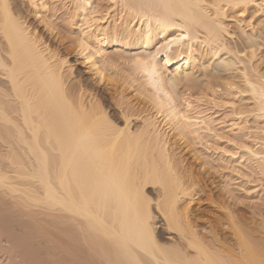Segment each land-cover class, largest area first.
<instances>
[{
	"label": "bare ground",
	"instance_id": "1",
	"mask_svg": "<svg viewBox=\"0 0 264 264\" xmlns=\"http://www.w3.org/2000/svg\"><path fill=\"white\" fill-rule=\"evenodd\" d=\"M260 1L110 0V6L102 8L94 0H69L66 19L79 25L76 51L82 63L99 81L110 71L145 98L139 109L116 102V120L106 106L113 92L102 96L98 89L85 94L82 79L80 85L68 84L63 72L66 60L40 46L30 30L31 12L37 18L52 16L46 0H0V157L6 156L10 166L32 167L41 182V198L57 211L46 216L55 219L54 230L51 221H40L52 227L48 231L45 224H41L45 230L39 225L40 216L34 223L29 219H35L34 214L25 219L0 210V229L7 233L0 242L13 248L20 244L16 240L22 241L20 252L16 247L17 253H11L4 243L10 253L2 254L10 260L21 256L20 264H264V252L250 246L254 237L241 226L244 212L235 213L241 206L234 205L233 214L225 209L224 219L204 223L189 206L180 207L184 198L200 197L201 189L188 190L192 177L184 174L171 153L173 144L156 124L159 118L177 136L192 139L197 125L208 123L189 115L195 91L206 96L233 93L239 98L232 106L237 118L264 119V60L255 63L257 53L264 51V23L256 28L243 18L251 5L264 16V0ZM110 17H115L112 24L101 28ZM139 79L142 87L135 84ZM145 105L154 115L144 113ZM136 120L141 123L136 125ZM243 148L264 163V151ZM55 153L58 159L50 160L48 155ZM21 154L34 159H11ZM135 155L143 159L141 176L136 179L132 174L129 180L125 175L131 171H125L126 178L119 176L124 170L119 173L118 165L123 159L124 166L132 163ZM51 167L58 174L52 176ZM1 168L3 184L8 176ZM155 183L159 185L153 207L157 221L144 190ZM1 195L0 208H4ZM224 220L231 227L233 244L224 234ZM31 229L36 232L33 236L40 237L37 243L32 241L36 244L28 238ZM164 233L170 242L162 241Z\"/></svg>",
	"mask_w": 264,
	"mask_h": 264
},
{
	"label": "rangeland",
	"instance_id": "2",
	"mask_svg": "<svg viewBox=\"0 0 264 264\" xmlns=\"http://www.w3.org/2000/svg\"><path fill=\"white\" fill-rule=\"evenodd\" d=\"M94 1H95L94 4H97V5L99 4L102 6V8H106V6L107 7L110 6L109 5L110 0L109 1L108 0H94ZM255 1L259 2L260 0H255ZM46 2H47V5H49L50 12L52 11L51 13H53L52 16H50V17L48 16L47 18H44L42 14H46V13H43L40 11V15H42V17H41L42 19H41L40 17L39 18L35 17V14L33 12H31L30 15H28L27 20L29 21L28 23H30V30L35 34L34 36H37V38L40 39L39 40V43L41 44L40 46H42V47L43 46L45 47V45L48 46L49 49L55 51L58 58L66 60V63L63 64V72L66 73L65 75H67V83L68 84H74V85H80L82 82H79V81H81L80 79H82L83 82L85 81L84 83H86V84H84V83L81 84V87H83L85 94H88L90 92L92 93L94 91L96 92L98 89H99L98 90L99 93H101V94L103 93L102 96L105 95V92L108 93L109 95H111V93L113 92L112 93L113 99H110L111 103L106 102V106H108L107 111H109V114H111L112 117L116 120L119 119V113L118 114L116 113V111H117L116 108H118L116 102H118V101L122 100V103L126 102L127 105H124V103H123L122 106H129L130 105V106L134 107L133 109H139L140 106L143 107L144 104L142 102H139V101H142V98L144 96L143 97L140 95L138 96V94H136V91H133L132 87L127 86L124 83H121L120 81H117L118 79L116 80V78H115L116 76L114 75L115 76L114 77L112 75V73H110V71H105V77H104L105 83H104V82H102V80L104 81V79L99 81L96 74H94L93 71L88 70L86 65H84L82 63V58L79 54H77V51H76L77 50L76 49L77 48V41H76L77 35L76 34H77V30H78L79 25H76L75 22H73V21L68 22V19H66L67 18L66 13H68L70 11L69 10V8H70L69 0H48V1L46 0ZM53 9H54V11H53ZM258 9H260V8H258V6H255V5L252 6L251 5V10H249L243 16V18L245 19L246 22L249 21V24L251 26L256 27V28L259 25L264 23V16L262 15L261 10H258ZM50 12H47V14L50 15L51 14ZM249 12H252V15H249L248 14ZM115 17H113V18L115 19ZM113 18L112 19H111V17L108 18L105 23L101 24V28L105 27L108 23L112 24L111 21L113 20ZM45 23H46V25H45ZM226 23H228L229 27L233 26V23L231 24V21H226ZM103 30H105V29H103ZM0 40L3 41L2 38H0ZM263 50H264V47H263ZM262 52L264 53V51H262ZM262 52L260 53V51H259L257 53L258 55L255 58V60H256V62L254 61L255 63H258L259 61L264 60V54ZM125 61L127 63L126 59H125ZM109 77L110 78L112 77L113 80L110 81V79H108ZM220 80L222 81L223 79H220ZM86 81H88V83ZM140 83L143 86L141 79L137 80V82L135 81V84H138L140 87H142L140 85ZM85 86H87V87H85ZM142 90H144V87L142 88ZM237 98H238V96H236V95L234 96L233 93H230V94L222 93L221 94V93L217 92V93L213 94V96L212 95L206 96L203 93L200 94L199 92L195 91V94L193 93V96L190 98V100L192 102V106L194 107V109H192L189 112V115L194 120L195 119L196 120L197 119H200V120L206 119L205 121H207L208 123L211 121L210 123H212V124L210 127L208 126V129H207L208 123L206 122L207 124L205 126V124H202L200 122L201 124L197 125L199 127V129H197V133L195 132V133H193V135L191 133H187L188 136H190L189 134L192 135L191 136L192 139L190 137L188 139V137L177 136L176 132L174 130H172L170 127H168L165 123H163V121L160 120L159 118L156 119L157 120L156 124L159 127L160 131L164 134V136H167V139L169 140L170 144H173L171 153L174 154V156L176 158V162L180 165V168L183 167L181 169L183 172L185 171L184 174L189 176L188 178L192 177L191 181L189 179L188 180L196 185L195 186L194 184L189 183V181H188V190L189 191L191 190V192H192V189H190V188H195V189L200 188L201 189L202 194L200 195V197H198L194 200L189 199L190 197L184 198L180 202V207L189 206L190 210L194 211L193 213L195 214V216L197 218L199 217L201 219V220L199 219L200 222H203V223L206 222L207 220H213L216 218L224 219V214H225L226 210L227 211L229 210L232 213L233 208H234V212H235L236 209H237V211H239V209L242 207L239 212L236 211L235 213H239V214L243 215V212H244V214H245V215H243L244 218H243V220H240V222L242 223L241 226L244 228L246 227V229H248L247 230L248 232L250 231L249 233L251 234L250 235L251 239L253 237L256 238V239H254V238L252 239L253 244H250V246L252 245L251 247H253L254 249H256V250L258 249L259 251L261 250L262 252H264L263 251L264 250V245H263V243H264V233H263L264 232V205H263L264 204V174H263L264 173V167H263L264 163H262V160H260L261 158L260 159L258 157L252 158L247 153V151L244 150V148H243V146L247 145L249 148H251V149L253 148L252 149L253 151H256V152L259 151L257 153H261L260 151H264V140H263L264 139L263 138L264 133L261 130L262 126H263L262 129L264 130V119H258V118L254 119L252 117H245V116H242L241 118H237L235 115V112L237 111V109L236 110L233 109L237 105L234 103L235 102L238 103V101H239V98L238 99ZM143 99H145V98H143ZM147 106H148V104H147ZM232 106H234V107L232 108ZM146 107H144V109ZM148 107L144 113L147 114V112H148V114L154 115V112ZM141 115H143V114H141ZM134 119H141V118H134ZM200 120H197V121H200ZM132 122H134V121H132ZM134 123H136V125H138L141 123V120H138V121L136 120ZM210 123H209V125H210ZM131 124H133V123H131ZM198 124H199V122H198ZM246 126L249 127V130L244 129ZM135 127L136 126H134V128ZM251 128H252V130H251ZM229 135H230V137H229ZM193 136H195V137H193ZM173 141H174V143H173ZM232 141H233V144H232ZM30 155H28V156H25L23 154L16 155L17 158L15 157V155L14 156L11 155L13 158H11V156H10V158L13 160L17 159L16 161L14 160L15 162H17V161L22 162V160L27 161V159H28L27 157H29ZM139 155L141 156V153H139ZM48 156L50 157L49 158L50 160L52 159V161H56V158L58 159V157H59V155L57 153L50 154ZM53 156H55V158ZM140 156L136 157V155H135V157H133V159H132V163L131 162H130V164L125 163V166H124V159H123L124 157L122 156L121 157V159H123L121 162L122 165L121 164L118 165V169L120 168L118 172L120 173V171H122V170H124V172L123 171L121 172L123 175L118 173L119 176L121 175V177H122L126 174L127 171L128 172L131 171L130 173H128V175L127 174L125 175V176H127V178H129V180L131 179L132 174L134 176L136 174V176H135L136 179L138 178V176L140 177L141 174L143 173V169H144V167H142V166H144L143 159H141ZM5 158H6V156L4 158L0 157V161L1 160L3 161V162L2 161L0 162V168L2 167L1 168L2 172L6 173V176H8V178L7 177L4 178L6 180H3L4 181L3 184L0 183V186L2 187V188L0 187V191H1L0 195L2 193L3 197H5V199H4L1 195V199L3 198V200H5L4 208L8 207L10 210L8 211V210L4 209L3 207H1L2 209L0 208V210L1 211L3 210V213H6L7 215H13L14 214V216L18 215L21 218L25 217V219H28V216L30 217L31 214L32 215L34 214L33 217H36L35 219L31 218L32 216L29 218L30 220L31 219L33 221L35 220L34 223H38V220H36V219L39 218V216H40L41 218L39 219V225L41 226V228L45 230L44 227H46V229L48 230L49 227L53 226V224H54V226H53V230H54L55 229L54 227H56L55 226L56 224L53 223L55 221V219L53 218L54 220L52 222L51 221L52 218L50 220V218L49 217L46 218V216L49 215L50 212H52V213L57 212L56 207L53 208V206L47 204L46 202H44L43 198H41V197H43V195H41V193H43V192L41 190L42 189L41 188V182H39L40 180H38L39 178L37 177L36 172L33 171L32 167H30L27 164L26 165H20L18 167L19 164L14 163L16 167H14V164L10 166V164H8L7 159H5ZM29 158H31L32 160L34 159L33 157H29ZM134 165H135V167H134ZM261 165H262V167H261ZM119 166H121V167H119ZM126 166H128L129 168L131 166V168H130L131 170H129V168ZM123 167H126V168L123 169ZM54 168H56V167H54ZM51 169H53V168L52 167L50 168V171H51L50 173H52L51 174L52 176L58 174L57 173L58 169H53V170H51ZM115 170H117V167H115ZM53 171H54V174H53ZM125 176L123 178H126ZM133 178L134 177L132 176V179ZM126 180H128V179H126ZM52 181L56 184L55 179H53ZM136 182H138V181H136ZM162 182H165V180H163ZM157 185H156V183H155V185H149V186L146 185L145 189H144L147 196H149V198H150L152 211H154V214L156 215V218H155L156 221L159 220V217H157V212L154 210L153 207H154L155 199H156V195H157V192H156L158 190L157 187L159 186V185L158 186ZM8 186H11L13 189L10 187L6 188ZM4 192H5V196L3 194ZM29 193H31V194H29ZM34 194H37V196ZM39 195H40V197H39ZM196 197H197V195H196ZM10 199H12V200H10ZM3 200H2V202H3ZM9 200L11 202L14 201L13 202L14 204L10 203ZM38 200H39V202H38ZM19 201H20V203H19ZM30 201H32V202H30ZM17 203H18V206H16ZM6 204L11 205L12 207H9L8 205L6 206ZM234 205L235 206L236 205L241 206V207L240 208L238 207L239 209L236 207V209H235V207H233ZM22 206H23V208H22ZM18 207H21L22 209L21 208L19 209ZM24 207H26V208H24ZM243 209H244V211H242ZM262 209H263V211H262ZM40 213L46 214V215H41ZM235 213H234V215H236ZM42 216H43V218H42ZM44 216H45V218H44ZM42 219H47V220L44 221ZM41 220L43 222L47 221V224L50 223V221H51L52 222V223H50L51 226L47 225L46 223L40 222ZM42 223L45 224V226L41 225ZM14 226H16V225L14 224ZM42 226H44V227H42ZM223 227L226 228V230H224V232H226V233H224V234L229 236V238L227 239L228 243H230V244L235 243V240L233 239V235H232V233H230L232 231L229 230V229H231L230 225H228V223L225 221L223 223ZM260 227H262V228L259 229ZM51 229H52V227H51ZM51 229H50V231H51ZM10 230L13 231L12 229H10ZM31 230L28 231L29 232L28 234H29V236L31 235L32 237L30 236L28 238H32L30 242L34 241L37 243V241H39L40 237L33 236L34 233H32V232L33 231L35 232V230H32V231ZM1 231H3V230H1ZM30 231H31V234H30ZM8 232H9V230H8ZM10 232L8 234L13 235ZM12 233H14V231ZM0 234H1L0 236L2 238L1 241H5V240H3V237L7 235L6 230H5V232L3 231V234H2V232ZM28 234H27V236H28ZM35 234H36V232H35ZM165 235H167V234L164 233L162 235L163 236L162 241L163 242H170L168 239L165 238ZM35 240H37V241H35ZM20 241L16 240L15 242L18 243L19 246L15 245V247H14V244H13L12 245L13 248L7 242H4V243H7L9 245L8 248L10 247V249H9L10 251H11V249L13 250V251H11V253H13V252L17 253V252H20L22 250V249L21 250L19 249V247L22 246L21 245L22 241L21 242ZM15 242H13V243H15ZM4 243L0 242V247L5 248L4 251H2L3 249L0 251V253H1L0 259L2 260L3 264H5V263L7 264V261L8 262H10V261L16 262L17 261V263L20 264L21 263V260H20L21 256L17 257V255H16L14 257V260H10L9 257L6 258L4 256V254H2V252H4V253L7 252L5 255L8 256V254L10 253L9 251H6V250H8V248H7V245H4ZM32 243H30V244H32ZM36 243H33V244H36ZM11 244H12V242H11ZM16 247L18 248V250L16 249ZM15 249L17 250V252ZM1 255L5 259H3V257ZM12 255H15V254H12ZM1 260H0V263L2 264ZM22 260H23V258H22Z\"/></svg>",
	"mask_w": 264,
	"mask_h": 264
}]
</instances>
